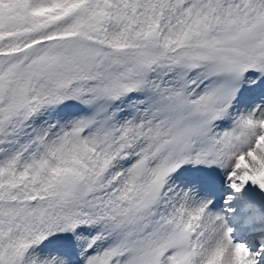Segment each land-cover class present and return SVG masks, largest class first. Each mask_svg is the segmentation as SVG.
Segmentation results:
<instances>
[{
	"label": "snow or ice",
	"instance_id": "1",
	"mask_svg": "<svg viewBox=\"0 0 264 264\" xmlns=\"http://www.w3.org/2000/svg\"><path fill=\"white\" fill-rule=\"evenodd\" d=\"M0 264H264V0H0Z\"/></svg>",
	"mask_w": 264,
	"mask_h": 264
}]
</instances>
